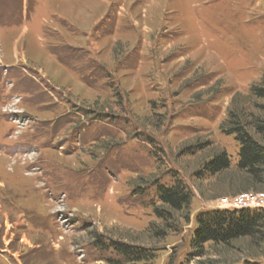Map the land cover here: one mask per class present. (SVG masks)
Instances as JSON below:
<instances>
[{"label": "rangeland", "instance_id": "374dc122", "mask_svg": "<svg viewBox=\"0 0 264 264\" xmlns=\"http://www.w3.org/2000/svg\"><path fill=\"white\" fill-rule=\"evenodd\" d=\"M263 77L264 0H0V264H264L251 238L189 260L200 212L264 193L222 130L264 118ZM179 180L191 205L164 220Z\"/></svg>", "mask_w": 264, "mask_h": 264}, {"label": "trees", "instance_id": "16d2710c", "mask_svg": "<svg viewBox=\"0 0 264 264\" xmlns=\"http://www.w3.org/2000/svg\"><path fill=\"white\" fill-rule=\"evenodd\" d=\"M251 91L253 96L263 102L260 107L264 108V77L260 83L251 87ZM250 115L254 119L248 121L245 119L246 116L240 115V112L231 110L227 121L222 126V130L227 134H233L240 144L236 169L246 183L238 188L239 191L264 190V118L255 114ZM230 168L231 160L226 152L214 156L204 165L205 172L209 174H220ZM158 195L162 204L156 208V213L164 220L172 218L173 211L189 208L193 197L190 188L181 180L169 186L160 185ZM249 238L256 242H264V211L205 210L195 219V227L190 235L192 251L189 254V260L193 256H203L204 246L208 243L231 245L237 240ZM116 249L133 260H143L148 257L145 250L131 249L126 245L119 244ZM253 255L260 256L259 253Z\"/></svg>", "mask_w": 264, "mask_h": 264}, {"label": "built area", "instance_id": "2783aa9c", "mask_svg": "<svg viewBox=\"0 0 264 264\" xmlns=\"http://www.w3.org/2000/svg\"><path fill=\"white\" fill-rule=\"evenodd\" d=\"M219 209L264 211V193H242L232 199L222 198Z\"/></svg>", "mask_w": 264, "mask_h": 264}]
</instances>
